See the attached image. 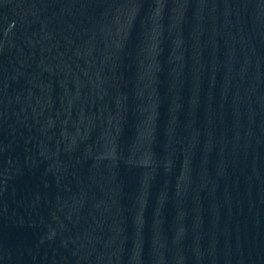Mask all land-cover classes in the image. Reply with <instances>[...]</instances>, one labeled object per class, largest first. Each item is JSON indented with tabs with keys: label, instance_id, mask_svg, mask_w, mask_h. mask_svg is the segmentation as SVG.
<instances>
[{
	"label": "water",
	"instance_id": "obj_1",
	"mask_svg": "<svg viewBox=\"0 0 264 264\" xmlns=\"http://www.w3.org/2000/svg\"><path fill=\"white\" fill-rule=\"evenodd\" d=\"M0 264H264V0H0Z\"/></svg>",
	"mask_w": 264,
	"mask_h": 264
}]
</instances>
